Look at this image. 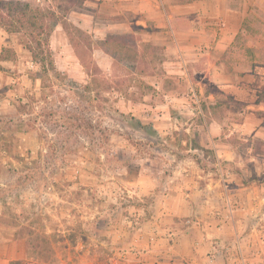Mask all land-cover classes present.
Wrapping results in <instances>:
<instances>
[{
	"label": "rangeland",
	"instance_id": "1",
	"mask_svg": "<svg viewBox=\"0 0 264 264\" xmlns=\"http://www.w3.org/2000/svg\"><path fill=\"white\" fill-rule=\"evenodd\" d=\"M25 1L61 21L84 2ZM68 30L69 41L51 36L47 70L25 32L0 26V49L11 50L0 60V264H157L155 249L176 257L164 229L198 221L226 226L215 236L204 230L202 264L213 252L226 264H264V141L233 130L242 117L233 118L232 98L211 86L218 98L209 102L200 79L169 73L165 47L135 34L104 41ZM248 40L242 34L239 44ZM104 42L111 55H94ZM201 110L223 116L221 134H201ZM193 179L208 189L203 220L172 212L186 204L176 202L177 186L192 202Z\"/></svg>",
	"mask_w": 264,
	"mask_h": 264
},
{
	"label": "crops",
	"instance_id": "2",
	"mask_svg": "<svg viewBox=\"0 0 264 264\" xmlns=\"http://www.w3.org/2000/svg\"><path fill=\"white\" fill-rule=\"evenodd\" d=\"M259 10L264 11V1L84 0L83 5L71 8L65 17L93 37L104 41L109 35L135 34L143 42L165 47L167 58L164 66L169 73L185 74L191 85L200 79L197 84L201 83L205 89V98L211 103L218 97L209 92L208 87L216 86L219 89L217 93L232 98L233 118L242 117L239 122H233V130H239L242 138L246 140L255 137L264 141V23L259 35L253 33L252 23V18L259 15ZM262 18L264 22V16ZM65 29L63 22L59 20L54 25L51 36L56 31H62L69 41V32ZM242 34L249 37L247 45L244 46L241 41L239 44ZM105 45L104 43L95 47L94 55H111ZM196 97L198 99L199 96ZM201 114L205 120L201 122V134L211 139L212 135L223 132V116L217 117L211 110H201ZM209 143L210 141H206L207 147L210 146ZM189 174L190 172L187 173ZM200 176L203 177L202 174ZM194 181V185H189V195L193 199L191 203L182 192L184 185L177 186L176 202L186 199V204H177L172 208V212L179 216L199 214L203 220L206 213L203 212L205 205L202 196L208 189L199 184L197 186L199 182ZM209 185L206 183V186ZM182 226L184 225L180 227L177 224L164 229V240H169L171 246L169 252L175 253L176 257L171 259L175 255L170 254L172 256L169 255L171 258L167 261V255H161L162 251L155 249L154 262L202 264V250L208 247L207 242L210 241L207 235L215 236L226 228L224 223L219 221L207 222L204 225L198 221L184 226L185 228ZM204 230L209 231L207 235ZM158 234H162V231ZM155 239L154 246H158L163 238ZM184 246L193 247L194 254L191 258L185 255L188 249ZM215 254L213 252L209 256L210 264H226L224 259L217 261ZM6 260L8 264L13 258Z\"/></svg>",
	"mask_w": 264,
	"mask_h": 264
},
{
	"label": "trees",
	"instance_id": "3",
	"mask_svg": "<svg viewBox=\"0 0 264 264\" xmlns=\"http://www.w3.org/2000/svg\"><path fill=\"white\" fill-rule=\"evenodd\" d=\"M59 20L56 11L51 8L34 5L25 0H0V26L8 32H25L29 38L28 46L33 61L40 63L47 70L54 68L50 38L53 25ZM62 22L67 30L72 27L81 37L85 35L89 37L88 32L66 18ZM68 32L72 39V33L69 30ZM9 51H11L9 48H3L0 52V60L10 59V55H6ZM95 68L100 70L97 65ZM59 76V74L56 75V77Z\"/></svg>",
	"mask_w": 264,
	"mask_h": 264
}]
</instances>
